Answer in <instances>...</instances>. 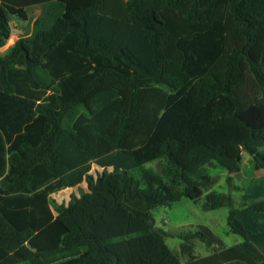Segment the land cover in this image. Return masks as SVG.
<instances>
[{"label":"trees","instance_id":"obj_1","mask_svg":"<svg viewBox=\"0 0 264 264\" xmlns=\"http://www.w3.org/2000/svg\"><path fill=\"white\" fill-rule=\"evenodd\" d=\"M36 5L0 54V264H264V178L232 177L264 170V0H0V49ZM183 198L240 241L197 225L182 262L151 212Z\"/></svg>","mask_w":264,"mask_h":264},{"label":"rangeland","instance_id":"obj_2","mask_svg":"<svg viewBox=\"0 0 264 264\" xmlns=\"http://www.w3.org/2000/svg\"><path fill=\"white\" fill-rule=\"evenodd\" d=\"M43 7H34L28 10L29 21L21 22L13 20L11 22L12 35L6 44L0 49V54L4 55L9 48L17 41L19 37L23 34V29L27 31L30 35L34 28L35 20L41 15L43 12ZM40 12V13H39ZM39 14V15H38ZM248 158V155H244V160ZM145 168H153L155 170H159L160 162H153L147 164ZM207 173L220 175L221 181L217 186L216 190L225 191L230 193L235 199V207L240 208L244 206L239 199L237 192H235L231 187L229 188L225 182V178L227 174L224 170H221L213 165H208L206 167ZM244 171L247 172V176H250V171L248 168H245ZM95 176V172L91 173ZM242 176H237L235 179L236 183H243ZM233 182V185L235 184ZM85 190V186H84ZM78 194V190L76 189H66L60 191L52 196V198L58 204H66L70 198V196ZM203 203V199L198 202L190 201L187 198L181 199L179 202L173 204L171 207H159L152 210V216L154 218V223L156 229L162 231L165 234V243L166 245L176 253L180 260L183 262L184 258L180 254V243L182 240L178 237V235L182 232L192 231L195 229L197 225H203L209 227L215 235L220 237L227 245H231L232 240H239V238L235 235L228 233L227 227V216L228 209L221 208L214 211H203L201 209V205ZM194 246V251L197 255H207L204 245L198 240H194L192 242Z\"/></svg>","mask_w":264,"mask_h":264},{"label":"crops","instance_id":"obj_3","mask_svg":"<svg viewBox=\"0 0 264 264\" xmlns=\"http://www.w3.org/2000/svg\"><path fill=\"white\" fill-rule=\"evenodd\" d=\"M34 7H41V5H36V6H33V7H29L28 10L30 8H34ZM40 13V12H39ZM39 15V14H38ZM12 40H9V42H11ZM244 155L245 154H242V163H241V169H240V172L235 174V175H232L233 177V181L235 182V179L237 178V176H242L243 178V183H236L235 182V185L236 186H239L240 188H246L247 185L249 184V182L252 180V179H257V178H264V170H255L254 169V165H253V161H252V158L248 156L247 159L244 160ZM245 168H248V170L250 171V176H247V172L244 171ZM222 179V178H221ZM221 181V180H220ZM220 181L219 183L214 187V190L217 189V186L220 184ZM218 192H224L226 193L225 191H219V190H216ZM238 196H240V193H238ZM240 240H232L231 241V245H234L236 243H238ZM227 245V244H226ZM231 245H228V246H231Z\"/></svg>","mask_w":264,"mask_h":264},{"label":"built area","instance_id":"obj_4","mask_svg":"<svg viewBox=\"0 0 264 264\" xmlns=\"http://www.w3.org/2000/svg\"><path fill=\"white\" fill-rule=\"evenodd\" d=\"M11 35H12V28H11ZM11 37V36H10Z\"/></svg>","mask_w":264,"mask_h":264}]
</instances>
